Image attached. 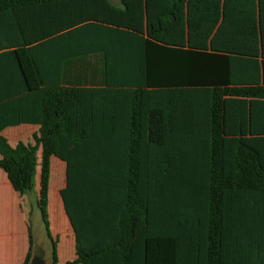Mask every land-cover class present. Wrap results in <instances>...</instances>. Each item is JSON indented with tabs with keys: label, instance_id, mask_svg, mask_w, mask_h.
Returning <instances> with one entry per match:
<instances>
[{
	"label": "trees",
	"instance_id": "16d2710c",
	"mask_svg": "<svg viewBox=\"0 0 264 264\" xmlns=\"http://www.w3.org/2000/svg\"><path fill=\"white\" fill-rule=\"evenodd\" d=\"M120 2L0 0V169L25 195L39 166L51 264L52 155L65 163L55 192L74 238L64 264H264V164L252 145L223 137L224 96L264 98V80L231 78L227 55L264 60V0ZM92 29L111 33L106 53L133 45L136 62H106L101 80L64 84L51 36L62 32L77 55ZM117 69L136 75L113 78ZM23 122L39 124L34 142L11 145L1 130ZM27 236L22 264L30 224Z\"/></svg>",
	"mask_w": 264,
	"mask_h": 264
},
{
	"label": "crops",
	"instance_id": "0c3cea01",
	"mask_svg": "<svg viewBox=\"0 0 264 264\" xmlns=\"http://www.w3.org/2000/svg\"><path fill=\"white\" fill-rule=\"evenodd\" d=\"M108 2L113 5L120 7V0L117 3H112L110 0ZM69 8L67 3H52V9L55 11H62ZM95 30V31H94ZM65 31V30H64ZM88 34L86 43L82 44L81 49L83 52L81 54H72L68 48V42L59 38L62 32H58L51 36L53 46H55L54 51L50 61L53 65H57V77L64 84L72 83V81L80 79L83 81L90 80H101L103 76V64L106 62H116L119 64H126V62L134 63L136 62V54L133 50V45L122 46L118 43L115 47L113 53L109 54L103 51L102 45H104L103 37L111 36V33L101 29H92ZM64 33V32H63ZM108 34V35H106ZM92 41V42H90ZM127 49V50H126ZM232 57V70L230 76L234 80L251 79L255 82L262 83L264 80V60L259 57L243 56L237 54H227ZM184 65V64H183ZM113 78H133L136 75V70L126 69V70H113ZM224 100L227 102L228 111V121L226 122V127L230 132H223V137L228 140V144L231 146L234 144L237 138L242 139L244 143L252 145L258 152L259 164H264V98L255 97H243V96H224ZM39 124L37 123H19L15 125L5 126L1 130V134L6 137L8 142L14 145L17 141L21 140L22 137H28V135L38 132ZM23 142L27 143V140ZM40 150V148H39ZM38 151V150H37ZM261 154L263 156L261 159ZM38 156V154H37ZM52 157V156H51ZM50 157V159H51ZM262 162V164H261ZM60 168L62 175L65 174V163L60 160ZM227 166V164H226ZM226 170V169H223ZM225 173V171L223 172ZM5 174V173H4ZM6 176V175H5ZM64 177V176H63ZM36 179H39V166L37 167V172L35 174ZM65 180V179H64ZM64 180L59 185L58 190L64 185ZM0 181L5 185L11 194L16 193L13 207L14 209H22V196L19 195L9 184L6 177H1ZM35 189V184H34ZM38 191V189H37ZM59 194V193H58ZM49 196V194H48ZM60 197V196H59ZM22 199V200H21ZM60 205H56L58 212L56 216L59 217L63 224L66 219V223H69L67 217L64 213L61 198H59ZM12 205V203H11ZM61 215V216H59ZM64 216V217H63ZM65 218V219H64ZM8 221L0 219V242L3 246V255L11 254L14 251V237L16 231L9 229ZM68 231V230H67ZM70 232V231H69ZM23 256L20 259L22 264L23 258L26 254L28 247V236L27 241L25 240V233L23 231ZM73 235V233H72ZM71 235V236H72ZM74 245V238L71 239ZM74 248V247H73ZM75 256V255H74Z\"/></svg>",
	"mask_w": 264,
	"mask_h": 264
},
{
	"label": "rangeland",
	"instance_id": "374dc122",
	"mask_svg": "<svg viewBox=\"0 0 264 264\" xmlns=\"http://www.w3.org/2000/svg\"><path fill=\"white\" fill-rule=\"evenodd\" d=\"M112 3H117L119 0H110ZM21 140H27L33 143L32 134L28 137H22ZM10 144H12L10 142ZM38 158L40 150L37 151ZM60 159L52 155L50 159V173H49V196L47 202L48 215V230L55 241L58 261L56 264H64L66 260H71L74 257V245L72 229L67 226L68 234H65V228L62 227L60 219L56 214V205H60L59 194L55 190L59 188L62 182V171L60 168ZM6 177L4 172L0 169V178ZM38 189V180L35 182V189L22 196V209H14L13 203L15 194H11L5 185L0 181V219L10 221L12 228L16 231L13 245L14 251L11 254L3 255V246L0 242V264H19L23 256V231L26 232V226L30 224L33 236L32 256L29 264H51V242L46 235L44 224L41 220L39 210L36 206V197ZM51 194V196H50ZM17 195V194H16ZM59 197V198H58ZM12 203V205H11ZM64 217V216H63ZM65 219V218H64ZM9 222V223H10ZM66 223V219L64 220ZM67 225V224H66ZM70 231V232H69ZM72 235V236H71ZM25 240L27 241V233H25Z\"/></svg>",
	"mask_w": 264,
	"mask_h": 264
}]
</instances>
